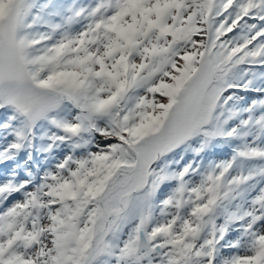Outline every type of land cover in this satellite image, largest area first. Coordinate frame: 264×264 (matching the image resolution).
Instances as JSON below:
<instances>
[{"label": "snow or ice", "instance_id": "snow-or-ice-1", "mask_svg": "<svg viewBox=\"0 0 264 264\" xmlns=\"http://www.w3.org/2000/svg\"><path fill=\"white\" fill-rule=\"evenodd\" d=\"M0 264H264V0H0Z\"/></svg>", "mask_w": 264, "mask_h": 264}]
</instances>
